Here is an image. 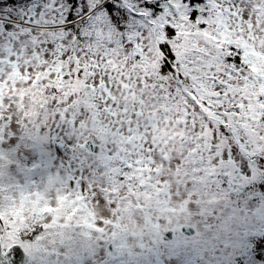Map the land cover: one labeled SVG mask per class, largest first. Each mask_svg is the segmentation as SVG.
<instances>
[{"label":"snow or ice","instance_id":"obj_1","mask_svg":"<svg viewBox=\"0 0 264 264\" xmlns=\"http://www.w3.org/2000/svg\"><path fill=\"white\" fill-rule=\"evenodd\" d=\"M0 264H264V0H0Z\"/></svg>","mask_w":264,"mask_h":264}]
</instances>
